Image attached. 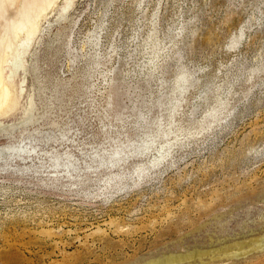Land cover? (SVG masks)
Instances as JSON below:
<instances>
[{"label": "rangeland", "instance_id": "1", "mask_svg": "<svg viewBox=\"0 0 264 264\" xmlns=\"http://www.w3.org/2000/svg\"><path fill=\"white\" fill-rule=\"evenodd\" d=\"M55 1L4 63L0 264H264V0Z\"/></svg>", "mask_w": 264, "mask_h": 264}, {"label": "bare ground", "instance_id": "2", "mask_svg": "<svg viewBox=\"0 0 264 264\" xmlns=\"http://www.w3.org/2000/svg\"><path fill=\"white\" fill-rule=\"evenodd\" d=\"M35 0H28V4ZM53 1V2H51ZM43 0L39 3L38 7H35L32 12L30 9H26L24 15L21 17L22 20L14 26V28L9 31L8 39L6 40V50L0 45V55L4 51V54L1 56L0 60V109L4 108L8 101V96L10 95L9 88L4 84V63L6 57L9 53H13L14 49L18 46L16 45L17 40L20 35H23L25 32L28 35H33L39 28L40 21L45 17L46 13L53 9L54 5L57 3L55 0ZM59 1V0H58ZM23 0H0V44H3V37L6 34L9 26L13 23H16L21 16V4ZM27 4V5H28ZM33 13V14H32ZM65 20V19H64ZM25 33V34H26ZM174 258H157L152 260V263L149 264H166L174 261ZM191 260V259H190Z\"/></svg>", "mask_w": 264, "mask_h": 264}, {"label": "flooded vegetation", "instance_id": "3", "mask_svg": "<svg viewBox=\"0 0 264 264\" xmlns=\"http://www.w3.org/2000/svg\"><path fill=\"white\" fill-rule=\"evenodd\" d=\"M2 24V22L0 23V25Z\"/></svg>", "mask_w": 264, "mask_h": 264}]
</instances>
